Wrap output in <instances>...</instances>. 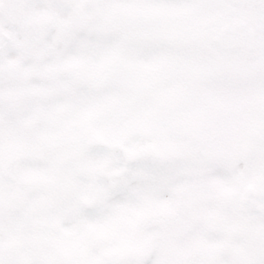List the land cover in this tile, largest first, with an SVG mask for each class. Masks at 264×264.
I'll list each match as a JSON object with an SVG mask.
<instances>
[{
  "label": "snow or ice",
  "instance_id": "6c2138e0",
  "mask_svg": "<svg viewBox=\"0 0 264 264\" xmlns=\"http://www.w3.org/2000/svg\"><path fill=\"white\" fill-rule=\"evenodd\" d=\"M0 264H264V0H0Z\"/></svg>",
  "mask_w": 264,
  "mask_h": 264
}]
</instances>
